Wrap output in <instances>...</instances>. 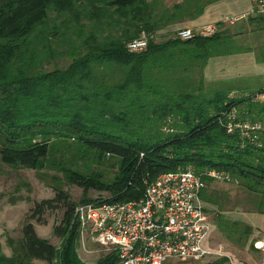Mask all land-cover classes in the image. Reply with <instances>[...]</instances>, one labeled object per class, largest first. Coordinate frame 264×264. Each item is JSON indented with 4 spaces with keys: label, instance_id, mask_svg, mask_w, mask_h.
I'll use <instances>...</instances> for the list:
<instances>
[{
    "label": "trees",
    "instance_id": "16d2710c",
    "mask_svg": "<svg viewBox=\"0 0 264 264\" xmlns=\"http://www.w3.org/2000/svg\"><path fill=\"white\" fill-rule=\"evenodd\" d=\"M213 1L179 0L151 16L146 0H0L1 161L42 168L58 153L67 180L107 191L79 202L139 198L159 173L186 166L195 172L223 170L263 196L264 129L255 125L264 123V98L208 93L193 70L215 48L218 33L159 42L149 37L142 50L126 47L157 21L167 25L194 19ZM50 7L65 13L63 25L86 10L121 31L104 42L94 34L76 37L68 63L43 71L37 59L47 43L35 50L31 35L45 30ZM157 15L151 23L148 18ZM231 119L235 125L227 130ZM245 122L250 125L245 129L237 124ZM79 161H113L116 168L107 176L103 169H82ZM200 195L212 201L203 190ZM58 203L63 211L54 233L60 245L38 236L26 221L21 237L10 241L12 254H1L0 264H41L35 259L91 264L76 253L78 225L72 213L77 203L61 187H55L53 197L35 201L32 216L40 220L46 208ZM224 220L218 224L223 232L250 233V225L241 230L236 220ZM94 264H118L117 253Z\"/></svg>",
    "mask_w": 264,
    "mask_h": 264
},
{
    "label": "rangeland",
    "instance_id": "374dc122",
    "mask_svg": "<svg viewBox=\"0 0 264 264\" xmlns=\"http://www.w3.org/2000/svg\"><path fill=\"white\" fill-rule=\"evenodd\" d=\"M146 1L150 5V13L153 16L154 13H161L166 6H170L179 0ZM236 1L238 2L237 5H235ZM254 5L255 0H243L242 3L241 0H220L211 7V16H216L218 13H221L220 16L234 15L240 8L244 11L246 28L241 39L236 38L237 41L227 40L224 45L229 48L248 50L245 54L250 62L244 63V71L234 73V76L225 79V82L206 83L202 79L203 88L208 93L225 91L230 96L235 97L253 94L256 99L264 98V93L261 92L264 89L257 92L264 82V14L250 11ZM207 11L206 9V14ZM64 14L58 13L53 7L48 8L45 30L37 31L31 35V37H36L34 39L35 50L41 49L43 42L47 43L44 53L40 54V58L37 59L41 61L38 62V68L43 71L66 65L69 61V52L73 50L79 37L83 38L94 34L100 41L104 42L114 38L121 31L114 24L110 23L109 25L102 21L103 19L97 21L90 12L86 13V10L81 12L79 19H72L69 23L64 20L67 23L63 25L61 22ZM156 17L158 15L148 19L152 23ZM204 18L206 21L209 20L208 16H204ZM158 19L159 17L156 20ZM238 22L235 21V23ZM191 24L190 19L167 25H162L160 21H157L151 31L142 29L137 35L143 31L155 42H159L168 37L177 38L174 35L175 29ZM220 28L221 26L216 32ZM194 72L198 75L196 76L197 79L202 71L199 68ZM195 83L197 84V81ZM230 118H233V115ZM229 121L233 122V119ZM245 123L249 125V123ZM237 124L244 128V123ZM234 125L235 123L232 124V127ZM256 125L264 129V123L257 122ZM52 157L54 161L47 162L42 168L8 164L0 159V255L10 256L12 254L10 244L13 240L21 237L22 226L26 221L32 222L38 236L48 239L56 247L60 245L61 237L54 233V225H59L61 221L62 205L58 203L46 208L40 220L36 216H32L31 210L35 201L53 197L56 186L61 187L68 194V199L75 203H78L83 197L93 198L107 195L105 190L83 189L82 186L67 180L63 169L60 168L63 164L57 162L59 154L54 153ZM85 162L87 163L82 166ZM65 165L76 166L71 161H65ZM79 165L86 171L92 168L103 169L107 176H112L116 168L113 161H104L103 164H97L94 161H79ZM214 170L217 175L207 173L202 176L205 180L202 190L206 196L212 199V201L205 199L203 201L212 223V231L210 236L208 235L207 241L216 253L197 262L169 260L164 264H264L263 255L255 245L260 244L257 243L258 241H264V194L261 196L262 194L259 192L246 189L236 178L223 170ZM225 218L229 221L236 220L238 228L241 230L245 228L246 224L250 225V233L240 235L239 232H223L221 225L218 224L220 221H225ZM76 253L84 262L94 264L111 252L91 239H81L78 234ZM34 261L47 264L38 259Z\"/></svg>",
    "mask_w": 264,
    "mask_h": 264
},
{
    "label": "built area",
    "instance_id": "2783aa9c",
    "mask_svg": "<svg viewBox=\"0 0 264 264\" xmlns=\"http://www.w3.org/2000/svg\"><path fill=\"white\" fill-rule=\"evenodd\" d=\"M250 11L264 14V0H255ZM243 17L244 12H241L223 19L234 22ZM217 30V22H205L179 26L174 35L188 39ZM148 40V34L142 31L128 40L126 47L139 51L147 46ZM232 124L228 121L227 130L232 129ZM249 126L244 123L243 127ZM207 173L217 175L214 169L195 172L191 166L178 167L163 171L148 181L139 198L78 202L72 213L78 234L81 239H91L108 252L117 253L118 264L203 260L216 253L208 245L212 223L200 195L205 185L202 176ZM259 243L255 245L264 261V241Z\"/></svg>",
    "mask_w": 264,
    "mask_h": 264
},
{
    "label": "crops",
    "instance_id": "0c3cea01",
    "mask_svg": "<svg viewBox=\"0 0 264 264\" xmlns=\"http://www.w3.org/2000/svg\"><path fill=\"white\" fill-rule=\"evenodd\" d=\"M220 0H215L209 4H207L203 10V12L194 19H191L190 22L192 24H200L208 21H216L218 23V28L221 26L219 31L217 32V43L215 48L211 50L206 59H202V65H198L193 70H200L202 72L199 73V76H202L204 82H225V79L231 78L234 76V73L238 71H244V63L248 64L250 62L249 58L246 57V52L248 50H244V48H229L224 45L227 40L237 41L236 38L242 37V33L246 28V24H244V17L237 20L238 23L225 21L223 18L226 16H220L221 13H218L216 16H211L210 11L211 7ZM243 0H241V3ZM237 1L235 5H237ZM217 6V5H216ZM206 9L207 14H206ZM241 9V8H240ZM237 10V13L243 10ZM204 16H208L209 20L206 21ZM230 37V38H228ZM233 38V39H232ZM221 45V46H218ZM264 69V68H263ZM260 70V67H259ZM239 73V72H238ZM195 76H198L197 74ZM205 85V84H204ZM264 87V82L261 85L260 91ZM233 89V88H232ZM259 243V241L257 242Z\"/></svg>",
    "mask_w": 264,
    "mask_h": 264
}]
</instances>
